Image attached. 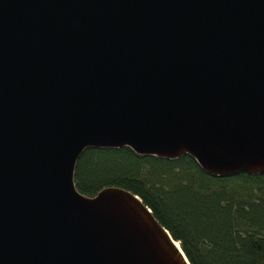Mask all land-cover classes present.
<instances>
[{
    "label": "water",
    "instance_id": "water-1",
    "mask_svg": "<svg viewBox=\"0 0 264 264\" xmlns=\"http://www.w3.org/2000/svg\"><path fill=\"white\" fill-rule=\"evenodd\" d=\"M124 146L264 173V0H0V264H191L137 194L77 189Z\"/></svg>",
    "mask_w": 264,
    "mask_h": 264
},
{
    "label": "trees",
    "instance_id": "trees-1",
    "mask_svg": "<svg viewBox=\"0 0 264 264\" xmlns=\"http://www.w3.org/2000/svg\"><path fill=\"white\" fill-rule=\"evenodd\" d=\"M74 182L87 195L107 185L137 194L191 264H264V173L215 176L189 154L87 147Z\"/></svg>",
    "mask_w": 264,
    "mask_h": 264
},
{
    "label": "bare ground",
    "instance_id": "bare-ground-1",
    "mask_svg": "<svg viewBox=\"0 0 264 264\" xmlns=\"http://www.w3.org/2000/svg\"><path fill=\"white\" fill-rule=\"evenodd\" d=\"M177 244H178V242H177Z\"/></svg>",
    "mask_w": 264,
    "mask_h": 264
}]
</instances>
